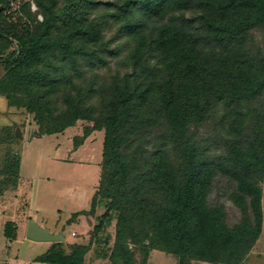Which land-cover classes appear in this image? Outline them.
<instances>
[{
  "label": "trees",
  "instance_id": "16d2710c",
  "mask_svg": "<svg viewBox=\"0 0 264 264\" xmlns=\"http://www.w3.org/2000/svg\"><path fill=\"white\" fill-rule=\"evenodd\" d=\"M35 1L38 11L24 4L15 23L0 0V94L34 113L38 134L78 120L93 123L84 135L105 133L99 185L82 211L105 206L90 240L70 252L55 241L38 259L85 264L115 217L112 264H145L153 248L179 264H241L264 221V0ZM111 60L100 81L96 69ZM220 103L223 147L210 153L198 129ZM4 170L0 195L17 182L18 159Z\"/></svg>",
  "mask_w": 264,
  "mask_h": 264
},
{
  "label": "crops",
  "instance_id": "0c3cea01",
  "mask_svg": "<svg viewBox=\"0 0 264 264\" xmlns=\"http://www.w3.org/2000/svg\"><path fill=\"white\" fill-rule=\"evenodd\" d=\"M4 73L5 71L0 74V77ZM8 112L14 118L0 125V128H9L7 138L0 141V186L7 175L4 167L8 162L12 159H18L19 170L17 182L7 185L0 195V217L4 222L2 234L5 237V242L0 243V264H53L41 261L38 258L53 246L54 241L32 240L30 244H26L27 249L28 252L34 250L36 253L26 255L23 251V243L27 238V226L31 219L36 220L40 225L49 228L53 232L49 226L44 225L43 221L40 223L37 220L39 210L36 209V199L41 189L45 194L49 193L52 187L51 182L55 180L54 176H56L55 167L60 164L62 170L57 173L56 179L59 183L58 194L64 199V203L68 201L70 206H76L77 209L71 212L69 218L63 219L60 216L56 220L57 222H60L58 220H66L67 223H73L78 227L72 230L71 238H67L64 234L63 247L66 252H70V244L90 240L94 225L98 223L100 215L105 211V206L98 204L94 213L82 212L90 209L92 198L99 185L103 156V145L99 147L97 142L99 140V130L84 135V127L81 126L80 128L79 125H74L63 132L38 134V125L29 114L11 106H9ZM17 127L20 128V136L16 134ZM51 135H57L53 139L49 138L52 147L42 149L33 146V137L45 139L51 137ZM26 136H30V140H27ZM23 142H26L25 145ZM22 143L23 146H21ZM24 162L26 166L32 165L31 170L28 169L29 172L26 174L23 173ZM72 172L78 173L76 179L72 178ZM42 173H45V175H42ZM54 210L58 216L63 211L62 205H55ZM43 211L49 212L45 207L42 208ZM75 213L79 214L74 217ZM44 218L46 217L44 216ZM9 221L14 224L12 236L6 234V224ZM63 226L64 224L56 223L57 230L54 233L63 234ZM115 235L116 218L113 217L105 223L102 230L93 238L91 247L86 253L85 264H112L110 256L115 243ZM19 237L22 238L21 243L13 249V244L18 241ZM155 250L157 249H150L145 264L149 263ZM205 263L210 262H193V264ZM176 264H179L178 256Z\"/></svg>",
  "mask_w": 264,
  "mask_h": 264
},
{
  "label": "rangeland",
  "instance_id": "374dc122",
  "mask_svg": "<svg viewBox=\"0 0 264 264\" xmlns=\"http://www.w3.org/2000/svg\"><path fill=\"white\" fill-rule=\"evenodd\" d=\"M22 7L20 9L14 8V7L10 6L9 0H8V6H5V14H7V15L13 14V15L7 16V20H13L16 23V21L19 18L17 16V15H19L18 13H20V15H24ZM30 9L33 12L38 11V9L36 11H34L31 8V6H30ZM40 15H42V14L41 13L37 14L38 19L43 20V15L42 16H40ZM23 18H24L23 20H25V19L29 20L28 16L23 17ZM106 31H107V29H106ZM261 38H262L261 35L259 33H256L257 41H261ZM16 46H17V43L15 42L13 47L15 48ZM125 51H126V49L123 52L125 53ZM114 66H115V62L113 60H111L109 68H108V66L102 65V66H99L98 69H96V71H98L100 81H102L106 77H109L112 74V71L114 70ZM4 71H5V63L0 62V74L3 73ZM91 75L92 74L87 73L85 80L90 79ZM7 107L9 108L6 97L3 95H0V111H1L0 112V125L7 123L14 118L12 116V114L10 112H8ZM213 108L214 109L212 110V112L209 115V117L207 118V120L202 125H200L199 129H198V133H199L198 138L200 141L202 140L203 147L206 150H208L210 153H214V152H217V151L222 149L223 144H222V141L220 140L219 136L225 134V129L227 126L226 121L221 118V115L224 111V107L222 106V104L220 103L217 106H214ZM20 110H23L24 113L29 114L31 116L32 120L35 122L34 113H29L26 108H24V109L21 108ZM92 124H93L92 122L78 120L75 125H79L80 128H81V126H83L85 128V126L92 125ZM104 135H105L104 130H99V140L97 141L99 144V147H102V145H103ZM54 136H57V135H51V137H47L45 139L40 138V137H33L32 144H33V146H38L42 149H47L49 147H52V142L49 143V141H50L49 138L53 139V138H55ZM29 138H30V136H26L27 140H30ZM23 143L25 145L26 142H23ZM23 143L21 144V146H23ZM44 165H45V163H44ZM59 165L60 164H57V166L55 167V173H56L55 175L56 176H54L55 180L51 182L52 187L50 188L49 193L45 194L43 189H41L40 193L38 195V198L36 199V202H37L36 209L39 210L37 220L40 221V223H42L41 221H43L44 225L49 226L51 228V230L53 231V233L57 230L56 223L64 224V226L62 227L63 232H64L63 234H65L67 238H71L72 237V234H71L72 230L77 229L78 227L73 223L72 224L67 223L66 220H58L60 222H57V220H56L60 216H62L63 219L69 218L70 215L72 214L71 212L74 209H77V208H75L76 206H70V204H68V201H66L67 204H65L66 202L64 203V199L62 197H60L58 194L59 183L56 179H57V173L60 170H62ZM31 168H32L31 164L26 166L25 162H24L23 173L24 174L28 173L29 172L28 169L31 170ZM43 168H45V167H43ZM42 175H45V173H42ZM77 176H78V173L72 172V178L73 179H76ZM36 186H37V184H36ZM261 187H262V191H263V208H264V179L261 182ZM225 201H226V204L228 206V209L231 211V214L236 213V209H235L234 205L232 204V202L229 200H225ZM0 204H1V202H0ZM55 205H62L63 211L58 216L56 214V211L54 210ZM43 207H45L46 210H49V212H47V211L42 212ZM44 216L46 218H44ZM3 225H4V222L0 217V243L5 242V237H3V234H2ZM20 240H22L21 237L18 238V241L14 242V244H13L14 248L13 249H15L16 246L19 245V243H21ZM31 242H32V239H29L27 237L25 243H23L24 244L23 245V251H25L24 253L26 255H32V254L36 253V251H34V250H30L28 252V249H27L28 247L26 244H28V243L30 244ZM27 253H29V254H27ZM137 255L139 258V262H141L142 254L137 252ZM176 263H177V256L175 254L157 249V250L153 251L152 257H151L148 264H176ZM205 264H214V263H205ZM221 264H223V263H221ZM241 264H264V221H263V230H262L261 236L259 237L256 244L254 245V247L252 248L250 253L247 255V257L244 259V261Z\"/></svg>",
  "mask_w": 264,
  "mask_h": 264
},
{
  "label": "water",
  "instance_id": "95a60500",
  "mask_svg": "<svg viewBox=\"0 0 264 264\" xmlns=\"http://www.w3.org/2000/svg\"><path fill=\"white\" fill-rule=\"evenodd\" d=\"M16 134L21 135L20 128H16ZM26 235L29 239L37 241H62L65 236L62 233H53L49 228L40 225L36 220L31 219L27 226Z\"/></svg>",
  "mask_w": 264,
  "mask_h": 264
},
{
  "label": "built area",
  "instance_id": "2783aa9c",
  "mask_svg": "<svg viewBox=\"0 0 264 264\" xmlns=\"http://www.w3.org/2000/svg\"><path fill=\"white\" fill-rule=\"evenodd\" d=\"M30 4L31 8L36 11L38 9L37 3L35 0H9L10 6L20 9L24 4ZM42 16V15H40Z\"/></svg>",
  "mask_w": 264,
  "mask_h": 264
}]
</instances>
